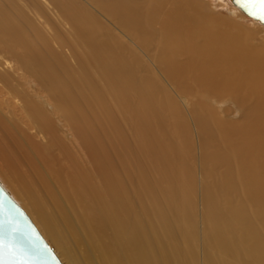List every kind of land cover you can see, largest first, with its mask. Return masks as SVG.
I'll list each match as a JSON object with an SVG mask.
<instances>
[{
    "label": "bare ground",
    "instance_id": "1",
    "mask_svg": "<svg viewBox=\"0 0 264 264\" xmlns=\"http://www.w3.org/2000/svg\"><path fill=\"white\" fill-rule=\"evenodd\" d=\"M187 1L0 0V181L63 264H264V49Z\"/></svg>",
    "mask_w": 264,
    "mask_h": 264
},
{
    "label": "water",
    "instance_id": "2",
    "mask_svg": "<svg viewBox=\"0 0 264 264\" xmlns=\"http://www.w3.org/2000/svg\"><path fill=\"white\" fill-rule=\"evenodd\" d=\"M264 22L261 0H236ZM0 264H63L25 210L0 183Z\"/></svg>",
    "mask_w": 264,
    "mask_h": 264
},
{
    "label": "rangeland",
    "instance_id": "3",
    "mask_svg": "<svg viewBox=\"0 0 264 264\" xmlns=\"http://www.w3.org/2000/svg\"><path fill=\"white\" fill-rule=\"evenodd\" d=\"M175 1H176V3L177 2L178 3L180 2V4H181V12H184V13L191 12L190 11V5L189 4L187 5V3L185 2L186 0H178V1L177 0H167V1L165 0V2L167 3V7L168 8L169 7H172V6L176 7V5H175L176 3L174 4ZM189 1H191V0H188L187 2H189ZM194 2L195 3L197 2L199 4H202V6L204 7V9L207 10V12L210 13L212 16L218 17L219 19L224 20V21H228V22H230V23H232L234 25H237V26L242 27V28L246 29L247 31H249L252 34L250 36V38H249V42L251 44H253L254 46H259L260 49H264V30L262 28H259L256 24L252 23L251 19H249L247 17H244L241 13H240L241 14L240 15L238 13L231 12L232 6H230V4L228 3L227 0H194ZM162 12L164 14V10ZM169 22H173V20L170 19ZM186 25H188V29L190 30L189 23H186ZM164 26H165V28L163 27L159 32L158 31L156 32V33H158L157 35H159V36L162 37V35L164 34V32L167 31V28H169V27L167 26V24L164 25ZM185 28H187V27H185ZM185 28H184V30H186ZM32 40H33V42H34V44H35V46L37 48H39L40 50L43 49V47L41 46L40 43H38L34 39H32ZM157 40H158V38H157ZM162 86L166 90V93L168 92L172 97H174L175 99H178L179 105H180V109L182 110V113L180 112L181 113L180 116L183 115L186 118V120L188 121V123H190V127L192 126V129H189L188 132H187V135L189 137V140L192 141L193 139H195V128H193L194 123H193V118H192V114H193L192 113V110H193L192 108L194 106L193 105H190V104H194V102L197 100V97H194V99H193V97L190 96V99H189L190 104L185 105L187 103H185V104L182 103V101L179 98L180 96H179L178 91H175L176 89L173 86H170L167 82H166V84L164 82ZM36 87L38 88V85H36ZM180 94L182 96V93H180ZM210 98L211 97L204 98L203 102H205L207 104H210L213 108H215L217 110L218 114L221 117H223L222 119L229 120L230 118L234 119V118H237L238 117L237 116L238 112L233 111V110H235V108L234 107H229V105H227V104H230L229 102H227L228 100L227 101L223 100V101H225V104H222V105H224L223 106L224 108H227V106L229 107L228 108L229 110L226 111L227 112V115H226V114L222 113V109L224 110V108L222 107V105H219L221 103L217 104L218 103V101H217L216 104L213 105L210 102ZM216 105H218V108L215 107ZM228 117H229V119H228ZM188 150H190V153L191 154H190V157H188L187 162L190 163V166L195 171L196 164H195L194 150H193V148L191 146L188 147ZM139 151H140V153H142V151L140 150V148L137 145L134 146L133 159L136 160L137 163H138V161H142L143 162L142 158L140 159V153H139ZM147 164H148V161H147ZM195 179L196 178L193 177V191L191 192L190 198L192 199L193 204L195 202V207H194L195 220L198 219V221H200V219H201L200 218V212L201 211L200 210H197V205H196L197 200H200V198H199V195H198L196 186H195ZM0 183L3 185V187L9 192V194L15 200L16 199L15 196L6 188V186L1 181H0ZM195 243H197V240L196 239H195L194 244ZM50 246L52 247V245H50ZM200 248L201 247L199 246L198 249L200 250V253H199L200 256L198 255L197 257L199 258L200 263L203 264L204 261H203L202 255H201L202 254V252H201L202 250Z\"/></svg>",
    "mask_w": 264,
    "mask_h": 264
},
{
    "label": "snow or ice",
    "instance_id": "4",
    "mask_svg": "<svg viewBox=\"0 0 264 264\" xmlns=\"http://www.w3.org/2000/svg\"><path fill=\"white\" fill-rule=\"evenodd\" d=\"M262 5H264V0H261ZM262 12H264V7H262ZM261 18H264V15H262ZM0 248H2V242H0Z\"/></svg>",
    "mask_w": 264,
    "mask_h": 264
}]
</instances>
